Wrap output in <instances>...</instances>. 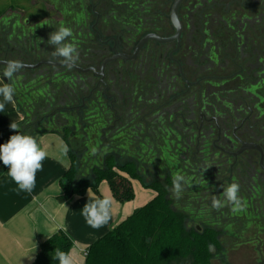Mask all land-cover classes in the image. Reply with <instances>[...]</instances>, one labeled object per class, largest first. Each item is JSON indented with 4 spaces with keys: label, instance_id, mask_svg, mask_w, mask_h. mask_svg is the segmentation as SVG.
I'll return each instance as SVG.
<instances>
[{
    "label": "rangeland",
    "instance_id": "rangeland-1",
    "mask_svg": "<svg viewBox=\"0 0 264 264\" xmlns=\"http://www.w3.org/2000/svg\"><path fill=\"white\" fill-rule=\"evenodd\" d=\"M137 1H140L142 4H138L139 7L137 9V17L135 19L136 22L122 26L119 23L114 21L112 22V20L110 21V17L114 16L112 15L113 10H123V6L115 5L110 8L111 5L104 6L103 3H100V0H91L90 2L89 0H2L0 2V10L4 11V15L0 19V60L8 61L7 58L9 57L30 65H34L41 61L60 63L58 58L53 59L52 52L54 51V48L49 45L47 41L51 32L58 29L61 25H64L72 30L73 35L69 38V40L78 48L80 57L78 63L80 65L83 64L87 66L88 64H93L91 67L99 68L105 59L112 56V51H110V54L107 53V50L109 49L99 45L98 37L90 34L92 26L96 21V15H93L92 10L89 9V5H94L97 9L100 6L98 12L101 15V32L104 31L106 34L107 31H110L111 38L116 39L119 42V47L123 49V51H121L122 53L131 54L141 39L147 34H157L164 37H169L174 34V28L172 26L170 16L175 0ZM146 1H148L147 5L144 4ZM241 4H244L245 7L241 8ZM125 5L127 6L126 0ZM226 6L230 8L228 12L225 10ZM108 10L109 12L112 11V13L109 17H106ZM236 11L240 13L244 11L246 15H250V17H252L250 18L251 29L253 33L255 32V37L257 33L258 35L260 33V36L263 34L264 21L260 19L264 15V0H206L205 3L201 0H186L180 10V18L185 29V34L183 36V49L188 48L189 44L193 42L190 41V39H192L194 34H197L198 31H202L205 28L208 29H206L207 33H205V37L208 38L209 30L212 33L214 32L217 34V37H223L224 31L227 32L228 30L225 29L226 27L223 26L222 23H224L228 17L232 16L231 13L234 12L236 15ZM201 17L205 18L206 21L209 20L210 23H208V25L205 24V21L201 19L199 20ZM201 43L205 44L206 42L203 41ZM201 43L199 42V44ZM154 47L155 45L151 44L149 47L145 48L142 53L143 58L148 59L149 55L152 58V52L153 55L155 52ZM209 47L210 49L213 48V44H210ZM255 47L258 51L264 53V45H262V47L261 45H257ZM205 49H207V46H204V50ZM247 49L249 54L254 52L250 46H248ZM186 53L188 52L186 51ZM100 54L101 56H99ZM207 55L212 59L210 62L207 61V64L211 66L207 69L216 73L220 72V68L217 66H219V62L221 63V61L224 62L225 60H217L213 52H208ZM108 70L109 75L114 74V72L116 75L123 74L125 77L130 75L133 80L135 79L134 75L138 73L136 80H142L141 84H148L149 81H153V78L149 77V74L147 77H144L146 70L145 67L136 68L135 64L132 65L123 60L116 61L112 64L111 68H108ZM0 71L3 72V67H0ZM214 76L216 79H219L222 75L220 74V76ZM91 79V77L81 75L74 70H68L60 73V71L56 70V68L47 66L33 71L22 70L13 78V81L16 89L15 95L17 101L19 103H23V107L27 111H30L29 122L35 124L36 121V124H38L39 120L37 121L34 118L32 119V117L36 116H34L33 113L31 114V110L35 103L38 106H40L41 103L31 100V97L33 98L37 94L41 95V91L47 89L46 87L43 90H40V88L47 84L46 82L55 81V86H58L59 82L63 80L67 81L63 84V86L70 87L74 84L72 88L75 90L78 88L80 89L82 86L85 92L88 91L90 93V88L92 86L89 85V80ZM200 79L201 78H193V81ZM175 81L177 85L183 86L181 78L175 79ZM212 81H215V79H212ZM208 82L209 83H207V85H216L214 82L212 84L210 80H208ZM3 83L4 82H1L0 85ZM62 83L59 84L60 90ZM250 84H254L255 88H253ZM246 85L248 88L246 89V95L244 96L243 102L251 110L252 115H250V117L252 116L251 118L253 119V124L257 126V130H259L260 135H264V116L262 114V111H264V78L261 80V77H250L249 84ZM203 89V92L201 91L202 95L205 90L209 88L203 86ZM212 89H210V91H213ZM210 96L211 94L209 95V98ZM2 99L3 98L0 97V101H2ZM45 99L46 98H44V100ZM42 100L43 99H40V101ZM147 106L148 104L145 105V107ZM134 117L136 125L139 126L140 129V134L136 137H138L139 142L146 143V147L143 148V152L145 154H152L153 156L163 155L166 159L170 158L172 153L175 152L174 149L169 147L170 136L168 137L162 132V136H159L155 130L152 129L151 125L153 124L152 122L154 118L153 112L142 115L136 113ZM125 118H129V116H125ZM59 121L60 125H54L56 126L55 129L62 131L61 125H71V128L74 130L70 137L72 149L77 150L79 148H88L89 152L87 154L85 153L86 156L84 157L85 159L82 160V163L86 164L87 167L97 166L99 162L90 160L88 157L89 153L91 155L95 153L94 151H90V147L93 146L94 141L91 122L86 119L85 123L84 121L71 123L69 117L65 115H62ZM80 123H84L85 125L82 126ZM29 124H26L24 130L19 131L23 134L30 135L32 131L30 132L25 129L29 126ZM168 124L170 123L168 122ZM157 125L160 126V124ZM163 125H167V123L165 122ZM53 128L54 127H51V129ZM12 135H14V133ZM120 138L124 140L123 135H120ZM164 138H166V140ZM235 148L239 147L236 146ZM174 154L178 157V154ZM161 164L165 168L167 166L170 167L171 161H169V163L162 162ZM153 170L154 169H152V171ZM226 170L227 168H225L221 173V176L224 177V179L222 178V183L219 185L218 190H209V186L199 187L193 181L194 184L189 183V186L193 188V191L188 188L185 189L183 191L182 198L179 200H177L173 196V193H171V199L174 203L173 207L188 216L189 228L205 229L207 227H213L217 230L219 233V236L217 237L218 241L208 244V248H212L213 254L211 264H250L254 260L264 259L262 251L261 255L257 252L260 246H264V221H254L253 223V218L251 217L253 214H247L245 209L240 212H231V208H229L225 211L226 214L222 217L219 214L221 210H215L211 207L212 197L216 196L218 198H223V189L230 184L229 176H231V174L229 175V172ZM188 172L189 174L195 172L194 174L199 175L198 170L189 169ZM151 175L153 174H147V183H151L153 180V176ZM234 176H236V174H234ZM158 180L161 182L163 181L162 178H158ZM233 181H236V178H234ZM239 181L241 180L239 179ZM139 182L144 185L141 181ZM261 182H264V179L261 180ZM194 185L195 187H193ZM241 191H244V189L242 190L240 186V192ZM261 191H264V186L262 187V190H259V192ZM243 196L241 197L245 199ZM261 203L264 205L263 202ZM245 205L246 206L244 207L248 209L249 207L247 204ZM261 209L264 214V206H261ZM232 214L234 215L233 217H231ZM227 217L233 219L235 222L233 223L232 221H227L228 219H225Z\"/></svg>",
    "mask_w": 264,
    "mask_h": 264
},
{
    "label": "trees",
    "instance_id": "trees-1",
    "mask_svg": "<svg viewBox=\"0 0 264 264\" xmlns=\"http://www.w3.org/2000/svg\"><path fill=\"white\" fill-rule=\"evenodd\" d=\"M100 1L107 6L111 5L110 8L115 5L123 6V10H113V13L108 10L106 16L109 17L112 13L114 16L110 17V21L122 26L136 22L137 9L142 4L137 0H126L127 6L125 0ZM144 4L147 5L148 1ZM3 15L4 11L0 10V19ZM7 59L16 60L9 57ZM0 78H4L1 71ZM65 82L67 81L59 82L62 83L60 90L59 84L55 86V81H48L40 88L43 90L47 87L41 91V95L31 97V100L41 103L40 106L35 103L31 110V114L36 116L32 119L39 120L38 124L36 121L35 124L29 122L30 111H27L14 95L16 110L21 116V120L15 123L19 130H24L26 124L30 123L25 129L32 131L30 135L36 139L42 134H56L68 145L70 167L61 181L64 198L71 200L82 197L89 190L101 196L99 188L102 183L107 182L114 199L125 204L135 199L133 180L141 181L146 188L157 193L150 203L137 209L124 222L92 243L87 250L86 264H211L213 254L208 244L217 242L219 233L213 227L201 230L189 228L188 216L174 209L171 199L174 173L184 175L187 180L184 190L188 188L192 191L189 183L195 182L199 187H206V183H211L210 178L216 175L213 169L209 171L201 162L197 168L201 171L199 176L189 174L188 170L192 169V166L195 167L192 162L195 148L191 146L186 129L177 123L172 126L152 124V129L159 136H162V133L170 136V141L167 140L170 143L169 147L175 150L174 153L178 154V157L174 153L168 159L163 155L145 154L143 148L146 147V143L139 142L136 137L140 134V129L134 119L138 113L135 108L130 110L119 108L118 104L113 107L100 90L87 98L90 93L85 92L82 86L75 90L72 88L74 84L70 87L63 86ZM8 83L14 86L13 80ZM62 115L68 116L71 123L78 121L85 123L86 119L91 122L94 141L90 151L95 153L92 155L89 153L88 157L99 162L97 166L87 167L82 163L85 153L89 152L88 148L72 149L70 137L74 130L71 125H61L62 131L55 129L54 125H60L59 119ZM125 116L129 118L126 119ZM84 123L80 124L83 126ZM9 126L0 129L1 136L4 135L8 139L13 133L16 134ZM120 135L124 136V140ZM169 161L170 167L162 166V162ZM6 168L7 166L0 161V175ZM151 173L153 180L147 183V174ZM205 176L207 180L204 179ZM158 178H162L163 181H159ZM73 247L74 241L71 236L60 230L41 246L35 264H59L58 260L53 259L55 250L70 252Z\"/></svg>",
    "mask_w": 264,
    "mask_h": 264
},
{
    "label": "flooded vegetation",
    "instance_id": "flooded-vegetation-1",
    "mask_svg": "<svg viewBox=\"0 0 264 264\" xmlns=\"http://www.w3.org/2000/svg\"><path fill=\"white\" fill-rule=\"evenodd\" d=\"M201 1L205 3L206 0ZM241 6V8L245 7L244 4H241ZM99 8L100 6L97 9L94 5H89V9L92 10L93 15H96V21L92 26L90 34L96 35L99 39V45L107 47L109 49L107 53L109 54L110 51H112V56L117 52L122 53L121 51H123V49L119 47V42L116 39L111 38L110 31H107L106 34L104 31L101 32V15L98 12ZM229 9L230 8L226 6V12H228ZM231 14L232 16L228 17V19L222 23L223 26L226 27L225 29L228 30L227 32L224 31L223 37H217V34L209 30L207 38L205 37L207 28H205L202 31H198L197 34H194L192 39H190V41L193 42L189 44L188 48L183 49L185 29L180 18L182 24V37L179 42L161 44L150 41L135 60L125 61L132 65L135 64L136 68L145 67L144 77H147L149 74V77L153 78V81H149L148 84H141L142 80H136L138 73L134 75V80L130 75L125 77L123 74L116 75L115 72L109 75L108 68H111L112 64L116 61L106 67L104 77L97 76L94 72L82 74L72 68H53H56L60 73L74 70L81 75L91 77L92 79L89 80V85L92 87L90 88L91 92L87 98L92 97L100 90L113 107L118 104L117 106H119V108L129 110L135 108L138 114L141 115L153 112V124L163 125V123L166 122L167 125L171 124V126L176 125V123L177 125L183 126L186 129L185 132L189 137L191 146L195 148L192 159L195 167L192 166L191 170H197L200 162L206 166L209 171L213 169L216 175L210 178L211 183H206V186H209V190H218L219 185L222 183V178L224 179L221 173L227 168L226 171L229 172V175L231 174V176H229V182H237L241 186V189H244L239 195L243 196L244 193L243 197L245 199L241 198L244 206L247 204L249 207L248 209L244 207V209L247 214L254 215H251L253 218L252 222L254 223V221H264V214L261 209V206H264L261 203H264V198H262L264 197V191L259 192L264 186V182H261V180L264 179V170L261 167L262 154L257 150L239 152L244 144H256L264 153V135H260L257 126L253 124L252 116L250 117V115H252L251 110L243 102L246 89L248 88L246 84H249V78L261 77V80L264 78V53H261L255 47L257 45H261V47L264 45V22L263 34L260 36V33L259 35L257 33L255 37V32L253 33L251 29L250 18L252 17H250V15H246L244 11L241 13L236 11V15L234 12ZM200 19L205 21L207 25L210 23L209 20L206 21L203 17L199 18V20ZM260 20L264 21V15ZM175 33L176 31L174 29V34L169 37L157 34L154 35L160 38H170L173 37ZM203 41H205L207 45L206 43H201ZM199 42L201 44H199ZM151 44L155 45L154 55L152 52V58L150 55L148 59L143 58L142 53L144 49ZM210 44H213V48L211 49L209 47ZM204 46H207V49L204 50ZM248 46L254 50L253 53H248ZM134 51L126 55H132ZM186 51L188 53H186ZM208 52H213L217 60H225L224 62H219V66H217L220 68V72L216 73L207 69L211 67L207 64V61L210 62L212 60L210 56L208 57ZM99 56H101V54ZM76 65L83 69H96L98 73L101 71V66L99 68L91 67L93 64H88L87 66L77 63ZM220 74L222 75L221 78L216 79L214 75L220 76ZM179 78L183 81V86L177 85L175 79ZM193 78L201 79L193 81ZM212 79H215V81H212ZM208 80H210L212 84L214 82L216 85H207V83H209ZM203 86L209 89L205 90L202 95L201 91L204 90ZM251 86L255 88L254 84ZM210 89L213 91H210ZM210 94L211 96L209 98ZM250 95L253 96L252 94ZM83 102H85V100ZM146 104H148L147 107H145ZM262 114L264 116V111H262ZM168 122L170 124H168ZM236 146L239 148H235ZM198 171V173L201 172L200 170ZM194 173L195 172L191 173V175H197ZM234 174H236V176H234ZM198 176L199 175H197V177ZM206 176L204 178L205 180L208 179ZM234 178H236V181H233ZM239 179L241 181H239ZM229 208L231 207L225 206L220 209V216L223 217V215L226 214L225 211ZM233 216L232 214L231 217ZM225 219L233 223L235 222L228 217ZM261 251L264 256L263 245L257 250L259 255H261ZM250 264H264V259L254 260Z\"/></svg>",
    "mask_w": 264,
    "mask_h": 264
},
{
    "label": "crops",
    "instance_id": "crops-1",
    "mask_svg": "<svg viewBox=\"0 0 264 264\" xmlns=\"http://www.w3.org/2000/svg\"><path fill=\"white\" fill-rule=\"evenodd\" d=\"M1 82L4 81L0 78ZM20 120L15 103H6L4 111L0 112V129ZM37 140L48 155L43 170L37 173L33 191H18L7 174L8 168L0 175V264H35L41 246L60 230L73 239L74 247L70 252L76 257L77 264H86V253L91 244L150 203L157 193L133 180L135 199L125 204L114 199L109 223L98 230L93 229L80 213L88 201V192L71 200L64 198L61 181L70 167L69 150L63 151L67 143L56 134H42ZM7 141L6 136L0 137V144ZM99 191L101 196L114 198L107 182L101 184ZM89 195L98 196L92 190Z\"/></svg>",
    "mask_w": 264,
    "mask_h": 264
},
{
    "label": "clouds",
    "instance_id": "clouds-1",
    "mask_svg": "<svg viewBox=\"0 0 264 264\" xmlns=\"http://www.w3.org/2000/svg\"><path fill=\"white\" fill-rule=\"evenodd\" d=\"M72 35L71 28L61 25L50 33L47 41L54 48L53 59L58 58L59 62L69 69L74 67L80 58L78 48L69 40ZM24 67V63L20 60H8L4 64L3 77L12 81ZM15 91L16 89L11 83L0 85V97L3 98L0 101V112L4 111L6 103H14ZM9 127L16 134L11 135L6 143L0 144V161L7 166V174L17 185L18 191L31 192L36 185L37 173L43 170V162L48 153L35 137L21 133L17 124L12 122ZM68 150L67 145H64V153H67ZM186 184L187 180L184 175L173 174L172 193L177 200L182 198ZM239 192L240 185L237 182L230 183L223 189V199L212 197L211 207L220 210L225 206H230L233 212L243 211L244 203ZM113 204V197L108 195L90 196L88 191V201L80 213L89 227L98 230L109 223ZM53 259L58 260L59 264H77L76 257L71 252L59 249L55 250Z\"/></svg>",
    "mask_w": 264,
    "mask_h": 264
},
{
    "label": "water",
    "instance_id": "water-1",
    "mask_svg": "<svg viewBox=\"0 0 264 264\" xmlns=\"http://www.w3.org/2000/svg\"><path fill=\"white\" fill-rule=\"evenodd\" d=\"M186 0H175L172 10H171V23L176 31L175 35L173 37L170 38H160L157 35L154 34H147L141 41L140 43L137 45L134 53L132 55H126L123 53H119L117 52L114 56H112L111 58L105 60L101 66V71L100 73L97 72L96 69L90 68V69H83L77 65H75L74 67H72V69L78 71L79 73L82 74H88L89 72H94L97 76H102L104 77L105 74V69L106 67L118 60H124V61H133L135 60L138 55L140 54V52L142 51V49L150 42V41H155L161 44H168V43H172V42H179L181 37H182V24H181V20H180V9L182 7V5L184 4ZM27 24V23H26ZM7 61L4 60H0V67H4V64ZM25 67L22 70H36L39 69L42 66H50V67H60V68H67L64 65H62L61 63H57V62H50V61H42L39 62L37 64L34 65H28V64H24ZM5 83H8V80L6 78H1ZM9 126V125H7ZM6 126V127H7ZM3 127V128H6ZM1 137V134H0ZM248 150H257L262 154V159H261V167L264 170V153L262 151V149L256 145V144H244L243 148L241 149V151L239 153L248 151Z\"/></svg>",
    "mask_w": 264,
    "mask_h": 264
},
{
    "label": "built area",
    "instance_id": "built-area-1",
    "mask_svg": "<svg viewBox=\"0 0 264 264\" xmlns=\"http://www.w3.org/2000/svg\"><path fill=\"white\" fill-rule=\"evenodd\" d=\"M86 256H87V253H86Z\"/></svg>",
    "mask_w": 264,
    "mask_h": 264
}]
</instances>
